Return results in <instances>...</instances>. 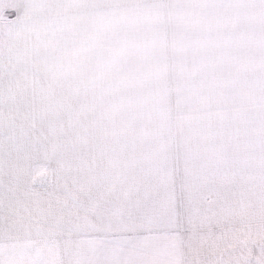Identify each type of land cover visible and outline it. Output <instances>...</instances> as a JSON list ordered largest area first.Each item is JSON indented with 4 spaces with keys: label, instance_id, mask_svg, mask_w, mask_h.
Listing matches in <instances>:
<instances>
[{
    "label": "snow or ice",
    "instance_id": "obj_1",
    "mask_svg": "<svg viewBox=\"0 0 264 264\" xmlns=\"http://www.w3.org/2000/svg\"><path fill=\"white\" fill-rule=\"evenodd\" d=\"M0 264H264V0H0Z\"/></svg>",
    "mask_w": 264,
    "mask_h": 264
}]
</instances>
